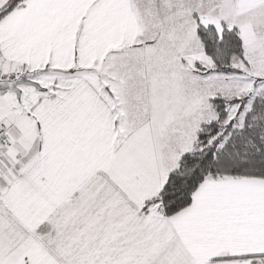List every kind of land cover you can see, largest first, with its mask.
<instances>
[{
  "label": "snow or ice",
  "instance_id": "6c2138e0",
  "mask_svg": "<svg viewBox=\"0 0 264 264\" xmlns=\"http://www.w3.org/2000/svg\"><path fill=\"white\" fill-rule=\"evenodd\" d=\"M0 264H264V0H0Z\"/></svg>",
  "mask_w": 264,
  "mask_h": 264
}]
</instances>
